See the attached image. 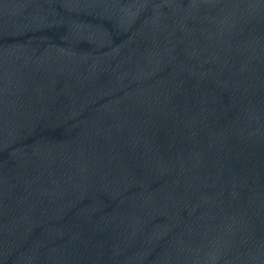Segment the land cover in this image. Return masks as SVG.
Returning <instances> with one entry per match:
<instances>
[{
    "label": "water",
    "instance_id": "95a60500",
    "mask_svg": "<svg viewBox=\"0 0 264 264\" xmlns=\"http://www.w3.org/2000/svg\"><path fill=\"white\" fill-rule=\"evenodd\" d=\"M0 264H264V0H0Z\"/></svg>",
    "mask_w": 264,
    "mask_h": 264
}]
</instances>
